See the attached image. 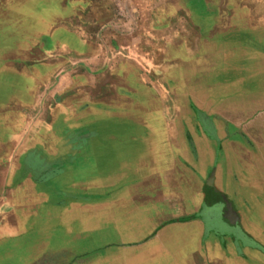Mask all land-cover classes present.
I'll return each instance as SVG.
<instances>
[{
  "label": "crops",
  "instance_id": "1",
  "mask_svg": "<svg viewBox=\"0 0 264 264\" xmlns=\"http://www.w3.org/2000/svg\"><path fill=\"white\" fill-rule=\"evenodd\" d=\"M211 8L218 15L205 29L200 53L169 74L165 91L154 84L149 92L147 85L128 87L130 95L117 104H87L86 120L112 125L117 107L127 126L100 135L103 150L82 152L60 168L62 182L71 174L64 191L62 182L16 181L20 157L32 145L52 159L61 154L46 153L47 133L32 128V102L46 99V60L33 69L25 53L11 49L30 40L23 37L31 27L28 2L0 3V234L46 231L56 222L70 234L90 235L114 221L119 237L139 240L135 264H264V8L239 4L224 19L220 9L203 5ZM227 33L238 39L225 40ZM66 115L80 119L74 106ZM52 188L84 199L71 197L54 218L47 208ZM205 189L232 206L246 201V217L239 219L254 245L225 249L203 238L197 214ZM236 189L248 190V198ZM138 248L150 249L152 262Z\"/></svg>",
  "mask_w": 264,
  "mask_h": 264
},
{
  "label": "rangeland",
  "instance_id": "2",
  "mask_svg": "<svg viewBox=\"0 0 264 264\" xmlns=\"http://www.w3.org/2000/svg\"><path fill=\"white\" fill-rule=\"evenodd\" d=\"M5 1L11 0H0V3ZM27 2L31 27L26 29L23 37H30V40L11 49L16 56L25 53V63L33 69L41 64V59L46 60L49 67L46 70L47 94H43L46 99L37 97L32 102L35 123L32 128L47 133L43 143L46 153L61 156L52 159L44 154V157L43 152L32 145L30 151L26 149L20 157L21 168L16 181L44 179L54 187H60L62 182L60 168L65 169L82 152L89 155L95 150H103L105 142L100 135L120 132L127 126L118 118L120 110L117 107L112 108V118H115L112 125L86 120L89 117L87 104H117L115 102L121 97L130 95L129 88L142 85L149 87L148 92L154 90V86L165 91L173 81L169 74L182 69L188 55L192 54L190 57L194 58V54L200 53L201 39L207 33L205 29L218 15L212 8L204 11L203 5L220 9L219 16L223 19L230 18L231 9L239 4L264 8V0ZM224 36L227 41L238 39L231 33ZM52 64L57 67L52 69ZM43 104H48L46 110ZM68 105L77 108L80 119L67 117ZM75 120L79 122L75 123ZM203 127L208 132L213 131L210 123H204ZM55 161L58 163L53 164ZM58 173L59 178L56 177ZM70 176L64 174L67 179L58 190L67 191ZM236 190L248 198V190ZM51 192L53 199L47 208L54 218L71 197L84 199L62 191L57 195L53 188ZM205 194L203 209L197 214L205 227L203 238L215 240L225 249L227 246L254 245L243 232L239 219L246 217V201L232 206L229 199L228 202L225 197L213 194L211 189H205ZM168 223L163 222L161 226ZM54 224L46 231L18 235L1 233L0 264H135L139 240L119 237L114 221L107 225L101 222L90 235L84 232L70 234L65 227ZM138 249L143 253V261L152 262L150 249Z\"/></svg>",
  "mask_w": 264,
  "mask_h": 264
}]
</instances>
